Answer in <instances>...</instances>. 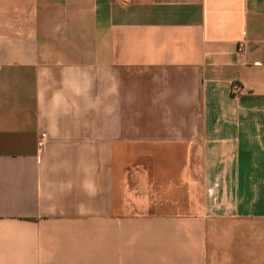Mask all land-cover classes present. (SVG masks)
<instances>
[{"label": "crops", "instance_id": "0c3cea01", "mask_svg": "<svg viewBox=\"0 0 264 264\" xmlns=\"http://www.w3.org/2000/svg\"><path fill=\"white\" fill-rule=\"evenodd\" d=\"M0 264H264V0H0Z\"/></svg>", "mask_w": 264, "mask_h": 264}, {"label": "built area", "instance_id": "2783aa9c", "mask_svg": "<svg viewBox=\"0 0 264 264\" xmlns=\"http://www.w3.org/2000/svg\"><path fill=\"white\" fill-rule=\"evenodd\" d=\"M114 1H116V2H124L125 0H114ZM238 51H239L240 53H243V51H244V44H243V43L239 46ZM44 137H45V136H43V138H44Z\"/></svg>", "mask_w": 264, "mask_h": 264}]
</instances>
